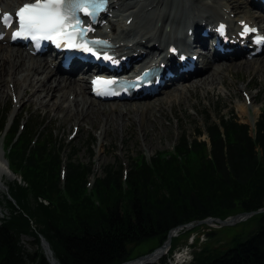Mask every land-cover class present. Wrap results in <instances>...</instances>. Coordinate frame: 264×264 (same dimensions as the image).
I'll return each mask as SVG.
<instances>
[{
  "label": "trees",
  "instance_id": "trees-1",
  "mask_svg": "<svg viewBox=\"0 0 264 264\" xmlns=\"http://www.w3.org/2000/svg\"><path fill=\"white\" fill-rule=\"evenodd\" d=\"M217 119L206 115L191 139L179 134L174 151L132 157L123 181L121 164L107 165L90 189L85 186L90 167L76 159L75 148L61 182L60 154L48 137L39 133L31 144L30 125L13 141V129L9 164L23 182L14 180L11 199H5L0 264H50L38 234L59 264H117L132 258L129 245L147 240L160 245L179 224L263 207L264 115L254 137L232 112ZM202 127L208 148L200 138ZM250 219L257 224L247 236H233L222 249L202 246L190 264H264V212ZM23 236L31 238L33 250ZM175 241L159 262L146 264H167Z\"/></svg>",
  "mask_w": 264,
  "mask_h": 264
},
{
  "label": "bare ground",
  "instance_id": "bare-ground-1",
  "mask_svg": "<svg viewBox=\"0 0 264 264\" xmlns=\"http://www.w3.org/2000/svg\"><path fill=\"white\" fill-rule=\"evenodd\" d=\"M11 1L19 3L24 0H0V4L9 6ZM244 4L247 5L245 0L112 1L111 7L113 10H118V5L121 7L122 12L127 11L122 17L123 23L121 25L126 27V19L132 17L131 27L127 30L122 29L115 38V42L123 41V37L120 34L125 37L132 35L131 37L136 42H134L132 47L125 46L123 49L125 52L133 54L135 59L137 56H141L142 49L149 48L140 59L133 61V63L150 62L149 55L151 51H161L166 47V44L172 41L183 43L184 34L182 36L178 34L180 33L178 32V27L180 26L189 25L185 26L186 30L190 26L198 29L202 27V24H211L224 18L227 19L231 29L236 25V21L240 19L254 20V22L260 23V20L254 14L250 17L243 11ZM231 12L234 13L233 16L229 15ZM260 27L264 29L263 25H260ZM196 39L200 40L197 34ZM235 53H226L224 54L225 56H222L214 52L211 59L205 60V64L203 63V65H199L196 68L197 77L185 76L181 81V86L174 85L171 90L167 88L169 91L165 93V98L168 101L176 98L188 100L190 90L195 88L208 90L218 84L228 89V83L224 80L225 71L229 72L233 69V66L243 64L241 60H232L231 57ZM254 62H257L256 58L244 61L249 67L255 66ZM261 63H264V54L260 57L258 65L255 66V72H263V69L259 67ZM62 73L63 71H61L59 66L54 65L51 67V63L43 57L35 58L28 55L21 48L0 43V98L7 94L6 82L9 80L14 83V91L17 94L18 103L21 102L24 95H27L28 99L35 96L38 103L48 111L51 108L55 109V112L64 110L65 113L62 116L64 122L75 121V124L81 125L85 120L96 118V112L100 111L103 113L102 107L96 106L94 100L87 96V86H85L83 80L75 82L70 77L72 75L71 72H67L66 75ZM18 74H21V80L17 78ZM164 92V90L161 91V93ZM71 93H74V98L68 100ZM227 96L230 97V93H227ZM65 101L67 104H65ZM162 101L163 99H159L158 102L150 103L143 98L123 103L121 107L110 109L109 113L105 114L104 121L109 125L113 111L116 114H122V116L131 112L140 116L147 112L152 113V110L159 111L160 108L157 105H160ZM238 107L243 113L247 112L245 101L240 102ZM52 118H56L55 113ZM138 121L140 131L143 130L145 140L150 141V135L159 133L160 128L158 127H155L152 131L146 130L145 121L141 117H139ZM108 127L106 126L107 129ZM3 174H6L9 178L14 177V174L8 169L7 162L0 148V185L3 184ZM208 225H211L210 222ZM158 255L159 251L152 255V259L156 261L159 258ZM171 263L176 264L174 260Z\"/></svg>",
  "mask_w": 264,
  "mask_h": 264
},
{
  "label": "rangeland",
  "instance_id": "rangeland-1",
  "mask_svg": "<svg viewBox=\"0 0 264 264\" xmlns=\"http://www.w3.org/2000/svg\"><path fill=\"white\" fill-rule=\"evenodd\" d=\"M243 7V11L248 13L247 6L243 5ZM239 59L244 58L240 57ZM258 62L259 58L257 62H254V65L257 66ZM242 63V65L233 66L230 73L225 72L224 80L228 83V89L222 87L220 84L208 90L195 88L194 90H190L188 100L176 98L168 101L165 95L162 94L152 100H147L152 103L163 99L161 104L157 105L160 108L159 111L152 110V113L147 112L140 116L133 112L125 116L112 112V119L109 122L110 126L105 121L103 122L104 116L98 113L97 120L93 118L91 121L82 122V128L79 127L78 134L71 141H68L66 136L70 125H72L71 123L74 121H61L60 117L63 112L56 113L59 118H52L54 111L46 113V110L39 105L35 96L27 101L26 96L24 97V101H22L24 103L18 109V116L22 115L23 121L29 118L39 121L41 117H46L48 127L53 130V137L62 145L61 154L63 163H66L68 152L72 147H75L77 152L76 159L88 163L91 170L89 180H92L93 183L95 177L103 175L104 168L107 165L115 167L120 163L122 168H124L132 157L140 153L150 156L157 150H169L178 135L183 132L191 139L192 130L198 125H203V118L206 115H210L213 119H216L219 115H227L232 110L240 121L247 122L252 126L264 111V63L259 64V67L263 69L262 73L255 72V66L249 67L243 61ZM241 87L250 88V92L256 95L253 97V105L248 108L249 114L243 113L238 107V104L243 102L240 93ZM6 88L8 90L7 94L3 98H0V111L8 108L9 110L13 109L10 107L9 82ZM227 93H230V97L227 96ZM125 102L129 101L120 102V107ZM102 107H105L104 113H106L108 111V104H102ZM139 117L145 121L146 130L152 131L155 127L160 128L158 134L150 135V141L145 140L143 130L140 131ZM106 126H109L108 129ZM92 136L96 138V143L93 145V156L90 154ZM126 167L128 170V166ZM3 182L4 184L0 186V199L5 194L6 186L12 182V178L6 176ZM0 210L2 212L7 211L3 204H1ZM256 224L255 219L249 218L240 223L224 227L201 223L188 229H182L178 232L177 236L173 237L176 238V247L171 253L170 258L175 254H183L185 252L186 256L183 257L185 258V262H180L179 264H187L190 259L189 254H187L188 251L198 250L205 245L213 248H225L233 236H247L255 228ZM23 242L28 250H33L30 238L24 237ZM190 244L192 246H189ZM157 245L158 243L155 240H147L137 245L131 244L129 245L131 256L134 258L146 254L156 248Z\"/></svg>",
  "mask_w": 264,
  "mask_h": 264
},
{
  "label": "snow or ice",
  "instance_id": "snow-or-ice-1",
  "mask_svg": "<svg viewBox=\"0 0 264 264\" xmlns=\"http://www.w3.org/2000/svg\"><path fill=\"white\" fill-rule=\"evenodd\" d=\"M105 2L106 0H99L98 3L95 0H35L34 3H25L21 6L15 13V18L12 14H4L0 17V26L11 27L13 23L17 25L12 34L13 40L18 38H31L33 41L62 39L67 47L76 48L80 47L76 40L83 34L76 11L88 7L99 8ZM244 30L249 31L247 26ZM93 43L106 44L107 42L93 41ZM84 51H91V49L85 47ZM106 59L110 58L106 57ZM93 83L108 86L115 82L95 80Z\"/></svg>",
  "mask_w": 264,
  "mask_h": 264
},
{
  "label": "water",
  "instance_id": "water-1",
  "mask_svg": "<svg viewBox=\"0 0 264 264\" xmlns=\"http://www.w3.org/2000/svg\"><path fill=\"white\" fill-rule=\"evenodd\" d=\"M264 211V207L262 208H259L257 210H253V211H248V212H241V213H238V214H235L233 216H229L225 219H221L219 217H206L205 219H200V220H197L195 223L194 222H189V223H186V224H183V225H179V226H176L174 228H172L168 234H167V238L166 240L163 242L162 245H160L159 247H157L156 249H154L153 251L147 253V254H144V255H141V256H138L134 259H131V260H128V261H124L122 263H119V264H144V263H150V262H153L155 260L152 259V255H154V253H156L157 251H159V255L158 257H160L161 255H163L164 253H166V251L168 250L169 246H170V240H171V236L174 234V232L180 228V227H191L193 226L194 224H199V223H209L210 221H215V222H218L219 225H231V224H234L238 221H241V220H244L246 218H248L249 216L255 214V213H259V212H262ZM40 243L42 245V247L45 249V252L48 253L51 258H50V263L51 264H54V258L52 257V252L48 246V242L43 238V237H40ZM157 257V258H158ZM155 258V259H157Z\"/></svg>",
  "mask_w": 264,
  "mask_h": 264
}]
</instances>
